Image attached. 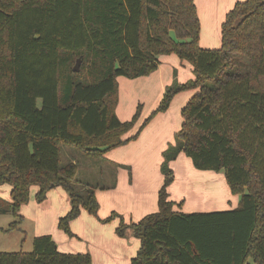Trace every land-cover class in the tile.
Segmentation results:
<instances>
[{"label": "trees", "instance_id": "trees-1", "mask_svg": "<svg viewBox=\"0 0 264 264\" xmlns=\"http://www.w3.org/2000/svg\"><path fill=\"white\" fill-rule=\"evenodd\" d=\"M199 35L194 0H0V185L11 188L9 201L0 198V215L15 218L0 234L18 229L32 187L37 203L60 187L70 209L57 228L72 237L69 222L81 210L96 216L99 187L77 179V164H62V147L100 160L135 140L176 94L195 90L180 112L177 148L162 154L158 211L137 223L117 214L104 222L118 217L116 235L131 230L139 240L130 264H264V0L234 4L220 26L219 48H201ZM168 55L187 62L194 78L167 87L136 134L125 138L141 106L130 121L118 120L117 78L147 77ZM180 153L197 171L222 173L237 206L173 211L168 163ZM0 264H91V258L60 253L46 235L34 238L30 253H0Z\"/></svg>", "mask_w": 264, "mask_h": 264}, {"label": "crops", "instance_id": "crops-1", "mask_svg": "<svg viewBox=\"0 0 264 264\" xmlns=\"http://www.w3.org/2000/svg\"><path fill=\"white\" fill-rule=\"evenodd\" d=\"M194 4L196 7V0H194ZM196 11L198 13L197 8ZM226 14L227 13L224 14V18ZM222 23L223 22L219 24L218 28ZM213 30L214 27L212 25V28L208 29L205 40H210V33ZM200 40L201 36L199 35V46L202 47L200 45ZM158 60L159 65L155 72L147 77H141L137 80L134 79L136 81H130L131 83L138 82V85H128L130 91L127 92L128 102L126 105L125 100L123 102L121 101L124 99V97L122 99V93L124 96L126 92H122L120 96V85L118 83L119 78H117L118 102L115 108V115L118 120L121 122L130 121L132 116L135 114L138 105L141 106L138 121L134 128L125 135V138L134 136L143 121L147 119L152 112L143 114L142 102H136L134 100L136 90L147 95L151 89H154L155 95H158V102L156 104L157 107L167 86L174 82L184 84L194 78L192 67L187 62L179 61L175 55L159 56ZM195 92V90H189L176 94L167 111L155 115L139 132L135 140L103 154L100 160H104L105 162L111 164V168L113 167L114 169H117L116 177L118 182L108 188L95 189L94 196L98 203L97 214L96 216H93L88 214L86 211L81 210L79 216L69 222V229L72 237L67 236L57 228L59 218L66 215L70 209L69 196L60 187L51 189L46 194L45 200L39 204H37L34 200L37 188L32 187L29 202L26 205H22L19 210V215L22 217V223L19 225L17 230L4 234H8L7 236H9V234L13 232H19L18 234H21V236L24 235L20 239L25 242L30 240V247H32L34 238L48 235L51 237L55 243L56 249L60 253L88 254L91 258V264H130L131 259L136 256L139 249V240L134 237L131 230H127L125 236L122 238L116 235L115 231L120 222L118 217L106 223L104 221L112 214H117L121 217L125 224L137 223L145 216L158 211V192L164 179L160 170L161 163L163 161L162 153L165 151L167 143H169L168 138L171 136L174 138L175 133L179 130L182 124V118L180 115L181 109ZM179 97H181V101L178 103V109H180V123L178 124V117L173 116L171 109L172 105L176 101V98ZM78 154L82 155L79 152ZM183 156L184 155L180 153L176 160L179 158H181L179 160H182ZM82 157L84 156L82 155ZM65 158L68 160L67 163L71 162L73 164H77L78 172L82 167L92 168L91 159L84 157L86 160L81 163L78 161L73 151H65ZM175 161L170 162L169 164L173 173V182L167 188L168 200L175 204L173 206V211L190 214L191 211L189 212L184 210V201H181L180 198L182 194H179L178 196V194H173L171 191V188L175 186L176 183L174 172L178 167L177 165H174ZM189 161L190 160L188 159V162ZM186 164V168L184 170L187 169V176L190 177L193 174L195 176L196 174H204L205 176L199 175L201 176L199 178L207 187H212V191L214 190L215 187L213 186L215 185V182L212 181L215 180L216 175H214L213 172L212 175H209L206 173L209 171H197L193 168L191 161L189 163L186 162ZM173 165L175 166L174 169ZM120 167H123L124 170ZM152 170L155 173L153 178L151 177ZM86 174H90V172H86ZM86 176L87 175L84 173L82 174V177ZM187 179L188 177L184 180L187 181ZM10 190V186L1 185L0 198L9 201ZM233 197L235 200L238 199V196ZM180 202L183 204L181 208H178L176 205ZM237 204L238 201L235 202L234 207L230 208V210L234 209ZM47 213L51 214L50 228L41 221L42 219L44 220ZM12 218L14 221L15 218L13 216ZM35 220L37 221V229L33 228L34 222H36ZM13 221L11 220L10 222ZM30 221L33 222L30 223ZM29 229H31V236L28 238L27 231H29Z\"/></svg>", "mask_w": 264, "mask_h": 264}, {"label": "rangeland", "instance_id": "rangeland-1", "mask_svg": "<svg viewBox=\"0 0 264 264\" xmlns=\"http://www.w3.org/2000/svg\"><path fill=\"white\" fill-rule=\"evenodd\" d=\"M242 1L244 0H196V8L198 10L197 15H198V19L200 23V31H201V34H200L201 36L200 45L202 46L201 48L217 49L220 47V39H221L220 38V27L218 28V26L221 22H223L224 14L227 13L232 8L234 3L242 2ZM212 25L214 27V30L210 33V37H209L210 40L209 41L205 40V36L207 35L208 29H211ZM118 78H119L118 83L120 85V96L122 92H126L124 96L122 93V99L123 97L124 99L121 100L122 102L125 100V105H126L128 102L127 92L130 91L128 88V85H138V82H132V83L130 82V81H136L137 79L129 80L124 77H118ZM176 84L178 83L174 82V83H171L167 87H173ZM157 96L155 95L154 89H151L147 93V95L142 94L140 91L136 90V96L134 100L136 102H142L141 103L142 112L143 114H148L155 109L156 104L158 102ZM179 101H181V97L176 98V101L172 105V109H171L173 116L178 117V124L180 123L179 122V118H180L179 110L180 109H178ZM168 140H169L168 141L169 143H167V146L165 147L164 152H166L169 147H171V152L175 148H177L175 139L172 136L168 138ZM67 150L73 151L74 155L76 156L79 162L82 163V161L86 160V158L82 157V155L78 154V152H76L75 150L70 149L66 146H63L62 147V164H65L68 162V160H66L65 158V151ZM167 153L171 155L170 152H167ZM178 157H179V154L177 155L176 158ZM151 158H152V155H151ZM179 159L177 160L175 159L176 161L173 160L175 161L174 165L175 166L177 165L178 168L174 172L176 183H175V186L171 188V191L173 192V194H176V195L178 194V196L179 194H182L180 198H181V201H184V206H183L184 210L189 211V212L191 211V213L207 212V211L217 212V211H227V210H230V208L234 207L235 202L238 201L239 198L235 200V198L231 196L228 190V187L224 181L222 173H218V174L213 173L216 176H215V180L212 181V182H215V185L213 186L215 188L212 191L211 189L212 187L211 188H209V186L207 187L199 178L201 176H205L204 174H196V176L193 174L190 177L187 176V169L186 170L184 169L186 168V165H187L186 162L187 163L190 162V161L188 162V158L183 156L182 160H179ZM90 161L92 163V168L82 167L79 170L78 177H77L79 181L80 180L83 181L84 183L88 184L90 187L92 186V187H99V188H108L109 186H112L116 182H118V179L116 177L117 169H114L113 167L111 168L110 167L111 164L105 162L104 160H90ZM169 164L170 162L168 163V167L170 168ZM174 165H173V169L175 168ZM120 168L124 170L123 167H120ZM86 172H90V174H86ZM83 173L87 176L82 177ZM206 173H208L209 175H212V172H206ZM151 175H152L151 176L152 178L155 176V173L153 172V170H152ZM187 177H188L187 181L184 180ZM212 210H216V211H212ZM50 215L51 214L47 213L44 220L43 219L41 220L42 223L47 225V227L49 228H50ZM11 220L13 221V218L10 214L0 215V229L7 228L8 224L11 223L10 222ZM32 222L33 221H30V223ZM33 228L37 229V221L34 222ZM30 231L31 229L27 231L28 238L31 236ZM18 233L19 232H13L9 234V236H7L8 234L5 235L4 233L0 234V253H17V252L28 253L32 251V247H30V240H27L26 242L23 241L20 238L23 237L24 235L21 236V234H18Z\"/></svg>", "mask_w": 264, "mask_h": 264}, {"label": "water", "instance_id": "water-1", "mask_svg": "<svg viewBox=\"0 0 264 264\" xmlns=\"http://www.w3.org/2000/svg\"><path fill=\"white\" fill-rule=\"evenodd\" d=\"M79 68H80V60H77L74 67H73V72H79Z\"/></svg>", "mask_w": 264, "mask_h": 264}]
</instances>
